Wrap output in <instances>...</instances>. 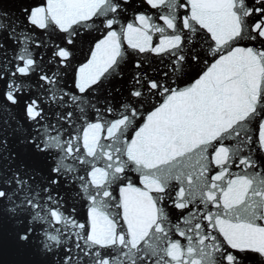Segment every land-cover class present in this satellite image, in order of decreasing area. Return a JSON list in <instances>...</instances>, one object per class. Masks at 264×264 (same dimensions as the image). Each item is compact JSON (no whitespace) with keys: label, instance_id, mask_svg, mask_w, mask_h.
<instances>
[{"label":"snow or ice","instance_id":"6c2138e0","mask_svg":"<svg viewBox=\"0 0 264 264\" xmlns=\"http://www.w3.org/2000/svg\"><path fill=\"white\" fill-rule=\"evenodd\" d=\"M10 264H264V0L0 6Z\"/></svg>","mask_w":264,"mask_h":264},{"label":"water","instance_id":"95a60500","mask_svg":"<svg viewBox=\"0 0 264 264\" xmlns=\"http://www.w3.org/2000/svg\"><path fill=\"white\" fill-rule=\"evenodd\" d=\"M0 6L6 11H15V0H0ZM12 257L0 254V264H10Z\"/></svg>","mask_w":264,"mask_h":264}]
</instances>
